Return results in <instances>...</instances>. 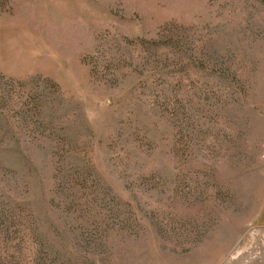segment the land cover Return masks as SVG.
Here are the masks:
<instances>
[{
	"label": "rangeland",
	"instance_id": "obj_1",
	"mask_svg": "<svg viewBox=\"0 0 264 264\" xmlns=\"http://www.w3.org/2000/svg\"><path fill=\"white\" fill-rule=\"evenodd\" d=\"M0 264H264V0H0Z\"/></svg>",
	"mask_w": 264,
	"mask_h": 264
}]
</instances>
